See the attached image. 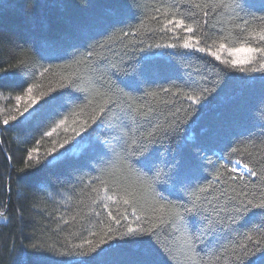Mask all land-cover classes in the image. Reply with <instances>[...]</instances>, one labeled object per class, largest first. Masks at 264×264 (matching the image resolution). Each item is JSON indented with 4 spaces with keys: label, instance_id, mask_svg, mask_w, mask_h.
<instances>
[{
    "label": "trees",
    "instance_id": "1",
    "mask_svg": "<svg viewBox=\"0 0 264 264\" xmlns=\"http://www.w3.org/2000/svg\"><path fill=\"white\" fill-rule=\"evenodd\" d=\"M173 18L196 27L198 47H264V0H0V264H238L243 246L264 243V213L233 221L228 211L264 198V60L233 68L222 63L229 59L185 49L183 29L161 31ZM29 87L33 97H53L45 123L4 125L30 102ZM203 88L206 98L193 104L187 97ZM109 97L119 107L108 105L104 125L81 133L92 147L51 160L47 150L81 122L91 124ZM149 133L156 143L142 158L134 149ZM96 138L108 140L106 150ZM173 160L178 185L169 179ZM193 201L202 211L193 230L206 215L223 226L202 236L190 257L180 222L170 221L179 212L187 223L191 214L181 206ZM129 227L150 231L121 237ZM141 239L150 249L126 243Z\"/></svg>",
    "mask_w": 264,
    "mask_h": 264
},
{
    "label": "snow or ice",
    "instance_id": "2",
    "mask_svg": "<svg viewBox=\"0 0 264 264\" xmlns=\"http://www.w3.org/2000/svg\"><path fill=\"white\" fill-rule=\"evenodd\" d=\"M237 7H240L241 10H243L241 5H237ZM168 13H165L164 15H167ZM204 15H207L205 12ZM177 29H183L185 33L188 34L187 38L183 40L182 47L185 49L190 50H196L201 53H206L207 55H210L211 57H214L215 60L221 61V55L218 54L219 50L227 51L231 56L234 58L229 60H223L222 63L225 65H228L230 67H240L244 64H248L251 62H254L259 56L261 60H264V47H251V46H245V47H239V48H226L225 44L221 43L219 45V50L212 51L211 48H205V47H198V44L200 43L199 39L195 38L196 33V27L193 26L192 23H186L184 19H166L164 21V25L161 28V31H176ZM258 39L261 43H264V32H261L258 34ZM177 45L171 44L167 45V47L175 48ZM240 53H245L246 55L241 56ZM92 53H89V56H91ZM241 71H244L243 67L240 69ZM69 87H76L78 91H91L95 90L97 95H99V90L95 89L94 86L92 88H85L80 89L79 85L76 83V81H71L68 85ZM123 91L122 89L120 90ZM210 90L207 88H203L200 90V95L197 96H188L187 98L192 101L193 104L199 105L202 103V101L206 98L205 94H207ZM32 87H29L27 89V93L29 94L28 99L29 103L22 111H18L17 115L10 116L7 119H4L2 123L4 125H8L10 121H15L17 125H27L35 123L37 127L41 126L43 123H45V116H44V105L48 104L53 97L48 96L47 99L42 100L41 97H33L31 96ZM44 94H42L43 96ZM114 95V94H113ZM126 97H128L129 100H133V98L128 94L124 93ZM151 95H156V93H152ZM17 102L20 101L21 97H16ZM91 101L89 100L87 104L80 107V111L83 112L84 108H87L91 105ZM133 103L135 101L133 100ZM108 105H115L116 107H119V104H116L115 100L112 99V97H109V99L106 101L105 106H101L99 110L93 109V114L90 115L89 119L91 120V124H89L87 121L81 122L79 128H73V136H69L68 139H66L62 144H55L53 147L49 148L47 150V155L51 160H59L61 157H63L65 160L72 159V157L68 156V153L76 146L83 144V149L81 151V155H83L85 152L89 150V148L92 147L91 141L88 143H84V137L81 136V133L87 134V129L91 128L92 125H97V127H101L104 125L105 121L109 119V113L111 111V108L108 107ZM129 108L132 107V105H128ZM142 107L141 105H137V108ZM75 116L76 114L73 113ZM67 117L64 120H60L59 123L56 125L55 128H53L51 131L44 132L43 136L51 137L53 132L56 131V128L61 127L65 124ZM149 138L144 140L142 143L138 144L135 149L134 153L140 155L142 158L150 155L153 148H150V145H154L156 143V140L152 137V133H149ZM80 136V140H77L76 137ZM71 141V143H69ZM101 148L105 149L107 148L108 140H100L99 138H96L95 141ZM65 145H68V147H65ZM55 154V155H53ZM29 157H32V153H29ZM39 163V161H37ZM137 163H140V160L137 161ZM173 167L171 168V175L169 176V179L173 180L174 184H181L183 183V178L181 176L180 172V166L179 164L173 160L172 161ZM31 166V165H30ZM151 170V168H149ZM236 169H233L235 171ZM256 173H253L255 175ZM129 195H134L132 193H129ZM107 199L111 200L112 196H107ZM255 199V197H253ZM253 199H244L240 200L237 203L233 205L231 209L228 211L231 213L229 216L230 220H235L236 217H242L244 214H248L253 212V210H259V212L264 213V198H261L258 203H253ZM124 204L129 203V199L125 198L123 200ZM105 207H108V205H104ZM184 213L191 214L188 217V222L185 223V217L181 215L179 212L174 213L172 220L170 221L173 227H177V221H179V227L177 228L178 231L183 230L185 234V246L187 248L188 253L191 256H196L198 253L197 244L202 242V236L208 235L213 233L214 231L218 230L221 226H223V221L218 219H213L211 215L204 216V221L206 223H202L201 229L193 230L192 222L196 221L199 216L202 215L201 208L197 205L195 201L192 202L191 207H184L183 205ZM135 211V209H134ZM213 212L216 214L217 217H219L220 213L216 209H213ZM109 217H111L115 223L119 224L120 220L116 219V217L113 216L112 212L109 211L108 213ZM0 216H3V213H0ZM112 230L110 229V232ZM150 230L138 228L133 229L131 227L127 228V230L123 233H119L121 237L125 236H132L136 234L144 235L146 232ZM199 233V234H197ZM154 234V233H153ZM111 238V237H109ZM251 239V238H249ZM104 241H101V244H103ZM126 243H134V244H141L144 245L145 250L150 249L151 247V241L148 239H141V240H129L126 241ZM36 247V246H34ZM87 253L89 255L98 254V250L95 247H89L87 250ZM31 253H37V252H31ZM235 258L238 264H264V243H256L252 246V250H249V247L247 245L243 246V251L241 253H235ZM22 264H32V261L30 259H26L22 262ZM139 264H149L147 260H142L139 262Z\"/></svg>",
    "mask_w": 264,
    "mask_h": 264
},
{
    "label": "rangeland",
    "instance_id": "3",
    "mask_svg": "<svg viewBox=\"0 0 264 264\" xmlns=\"http://www.w3.org/2000/svg\"><path fill=\"white\" fill-rule=\"evenodd\" d=\"M218 54L221 55V59H229V60H232L234 58L227 51H224V50H219V53ZM240 55L243 56V55H246V54L245 53H240ZM236 169L240 173H243V174L248 173V169L245 166H243L242 164H237L236 165Z\"/></svg>",
    "mask_w": 264,
    "mask_h": 264
}]
</instances>
